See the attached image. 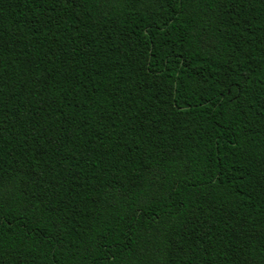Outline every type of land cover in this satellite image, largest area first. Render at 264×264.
<instances>
[{"label": "trees", "instance_id": "obj_1", "mask_svg": "<svg viewBox=\"0 0 264 264\" xmlns=\"http://www.w3.org/2000/svg\"><path fill=\"white\" fill-rule=\"evenodd\" d=\"M0 264H264V0H0Z\"/></svg>", "mask_w": 264, "mask_h": 264}]
</instances>
